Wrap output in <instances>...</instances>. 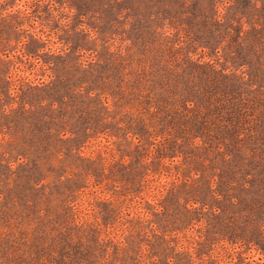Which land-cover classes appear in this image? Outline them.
I'll use <instances>...</instances> for the list:
<instances>
[{
  "label": "rangeland",
  "instance_id": "1",
  "mask_svg": "<svg viewBox=\"0 0 264 264\" xmlns=\"http://www.w3.org/2000/svg\"><path fill=\"white\" fill-rule=\"evenodd\" d=\"M0 264H264V0H0Z\"/></svg>",
  "mask_w": 264,
  "mask_h": 264
}]
</instances>
